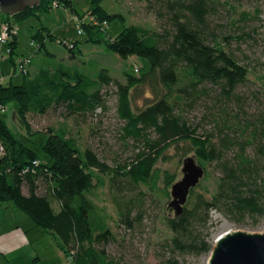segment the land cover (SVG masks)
<instances>
[{"label": "trees", "instance_id": "obj_1", "mask_svg": "<svg viewBox=\"0 0 264 264\" xmlns=\"http://www.w3.org/2000/svg\"><path fill=\"white\" fill-rule=\"evenodd\" d=\"M40 1L38 7L12 18L40 19L41 14L54 9V1L72 5L71 0ZM102 1L90 0L91 16L107 24L123 19L110 15ZM143 1L156 17L159 30L130 26L105 41L107 49L123 59L135 56L145 60L141 78L127 75L125 85L116 83L125 136L145 146L133 161L110 169L91 149L81 150L66 131L53 129L39 145L42 157L0 118V204H14L36 227L55 235L71 264H119L98 249L110 243L112 233L90 195L106 177L114 188L119 189L121 180L169 198L176 178L165 174V187L160 190L156 166L172 147L183 148L185 159L192 155L205 173L191 191L183 213L164 218L171 236L160 241L163 264H186L182 258H200L212 251L213 211L250 230L264 222V61L242 60L233 52L232 42L250 37L241 27L236 35L231 33L238 28V21L216 22L223 11H235L244 4L256 5L258 16L264 0ZM250 17L242 13L240 20ZM1 23L14 28L9 16ZM86 29L90 33L96 30L89 24ZM42 31L37 35L40 48L45 40ZM9 48L16 69L17 35ZM75 48L70 49L74 56ZM2 76L0 56V79ZM156 76L164 96L134 112L131 90ZM114 82L107 70L101 72L100 81H93L79 73L46 70L32 78L28 69L20 85L0 82V106L17 103V120L30 133V113L45 114L51 107L64 105L71 114H87L103 104L101 91ZM211 172L217 174L213 193L203 185ZM40 181L47 185L44 195L39 193ZM114 200L121 221L129 224L130 207L117 196Z\"/></svg>", "mask_w": 264, "mask_h": 264}, {"label": "rangeland", "instance_id": "obj_2", "mask_svg": "<svg viewBox=\"0 0 264 264\" xmlns=\"http://www.w3.org/2000/svg\"><path fill=\"white\" fill-rule=\"evenodd\" d=\"M71 6L54 8L48 13L27 20H18L11 17V22L17 35V49L15 57L18 59L30 58L32 64L28 67L33 78L41 71L79 73L93 81H100V74L107 70L115 82L101 91L102 102L94 111L87 114H71L66 106L51 107L45 114L30 113L28 121L30 133L20 126L17 120V103L0 113L11 132L37 154L45 157L39 145L49 136L50 129L64 130L81 150L91 149L106 163L110 169L133 161L137 154L145 149L144 143L125 136L126 122L118 115L119 95L116 83L125 85L127 75L141 78L144 74L145 60L138 57L123 59L106 47V40L115 39L125 28L140 26L151 31L159 30L156 17L146 9L143 0H103L101 6L110 15H121L104 25L90 15V0H71ZM256 5L244 4L235 8V11H223L216 20L217 24H227L230 20L237 22L238 28L231 33L236 35L241 28L250 34V37L241 42H232L233 52L242 60L262 59L264 61V5L260 6L261 14L257 16ZM242 13L251 17L249 20H240ZM2 15L0 20H4ZM95 27L91 33L86 25ZM241 27V28H239ZM41 29L49 30L51 38ZM42 31L45 36L44 47L37 38ZM81 31V33H79ZM40 36V35H39ZM35 42L34 46L31 43ZM74 49L75 56L70 49ZM137 69L139 71H137ZM3 83L12 82L15 85L23 83L24 75L19 68L12 64L11 57L4 54L1 57ZM165 94L163 85L156 76L145 84L131 90L130 99L132 109L138 113L160 100ZM152 137H155L152 135ZM184 149L172 147L166 152V158L158 161L156 169L160 179L158 186L164 189L165 174L176 178V182L183 178ZM192 157V155H190ZM187 159V158H186ZM217 174L212 172L203 185L211 193L214 192ZM100 184L90 198L102 211L112 237L108 245L98 246L119 264H163L164 254L160 241L171 236L164 225L165 217H174V210L169 208L172 201L162 193H154L146 187H136L133 184L119 181V189L112 187L111 181L103 177ZM174 183V184H175ZM172 188V187H171ZM169 190V194L171 192ZM47 185L39 182V193L44 195ZM201 191V190H199ZM24 192H27L24 189ZM115 196L122 203L130 207V221L125 224L121 221L119 211L114 203ZM209 197V196H208ZM57 207V205H55ZM221 215L228 223L229 230L248 231L259 233L264 229V222L255 230L239 227L227 220L222 214L213 211L210 214V243L215 245V235H221L229 230L222 228V220L215 219ZM0 264H71L69 258L59 247L55 235L35 226L28 215L19 210L12 203L0 204ZM210 253L200 258L193 256L182 258L186 264H208Z\"/></svg>", "mask_w": 264, "mask_h": 264}, {"label": "water", "instance_id": "obj_3", "mask_svg": "<svg viewBox=\"0 0 264 264\" xmlns=\"http://www.w3.org/2000/svg\"><path fill=\"white\" fill-rule=\"evenodd\" d=\"M40 3V0H0V14L13 17ZM204 173L193 157L185 159L183 178L170 192L169 208L174 210L175 216L183 213L191 191L200 184ZM208 264H264V229L259 233L229 230L221 234L215 240Z\"/></svg>", "mask_w": 264, "mask_h": 264}, {"label": "built area", "instance_id": "obj_4", "mask_svg": "<svg viewBox=\"0 0 264 264\" xmlns=\"http://www.w3.org/2000/svg\"><path fill=\"white\" fill-rule=\"evenodd\" d=\"M52 6L54 8H59L61 6H64L62 3H60L59 1H54ZM104 25H106V22H103ZM79 33H81V31H79ZM16 35V31L15 28L10 29L8 24L5 23H1L0 25V56L4 57V54H8L10 55L11 51L9 48V43L12 40V37ZM31 46H34V43H31ZM32 63V59L30 58H23V59H16V65L19 68V73L21 75H24L27 73L28 71V67L31 65ZM138 71V69H137ZM4 78L0 79V82L3 83ZM6 112V108L0 106V113H5ZM36 164V163H35Z\"/></svg>", "mask_w": 264, "mask_h": 264}, {"label": "bare ground", "instance_id": "obj_5", "mask_svg": "<svg viewBox=\"0 0 264 264\" xmlns=\"http://www.w3.org/2000/svg\"><path fill=\"white\" fill-rule=\"evenodd\" d=\"M215 219H221L222 220V228L224 230H229V223L221 216V215H216ZM220 236V235H215L214 237V241L216 240V238Z\"/></svg>", "mask_w": 264, "mask_h": 264}, {"label": "crops", "instance_id": "obj_6", "mask_svg": "<svg viewBox=\"0 0 264 264\" xmlns=\"http://www.w3.org/2000/svg\"><path fill=\"white\" fill-rule=\"evenodd\" d=\"M48 32H50L49 30H47ZM44 33H46V32H44ZM29 72H30V70H29ZM1 252V251H0Z\"/></svg>", "mask_w": 264, "mask_h": 264}]
</instances>
